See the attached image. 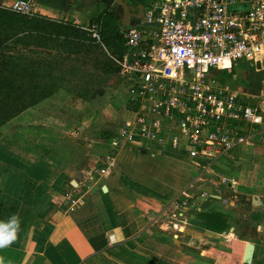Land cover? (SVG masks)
Segmentation results:
<instances>
[{"label":"crops","instance_id":"obj_1","mask_svg":"<svg viewBox=\"0 0 264 264\" xmlns=\"http://www.w3.org/2000/svg\"><path fill=\"white\" fill-rule=\"evenodd\" d=\"M15 1L0 4L9 7ZM25 1L33 14L85 30L115 14L119 30L123 25V56L126 29L146 26V9L158 0ZM242 68L259 70L246 65L222 76L220 71L219 81L228 85L223 77ZM123 90L126 103L114 111L118 131L140 110L124 81ZM233 90L250 104L263 103L264 93ZM54 97L0 129V222L19 218L15 239L0 247L2 264H264L263 138L236 148L205 172L204 159L193 158L186 145L174 147L172 138L160 150L137 135L116 146L118 133L113 138L93 133L102 117L82 97L69 95L48 110L46 103ZM10 124L18 129L3 134ZM103 167L105 174L96 172ZM257 176L263 184H254ZM76 186L84 200L69 210L62 201ZM185 192L192 203L183 206L189 225L176 237L171 215L177 201H186ZM203 215L210 216L216 231ZM249 244L254 245L252 262L245 263Z\"/></svg>","mask_w":264,"mask_h":264},{"label":"built area","instance_id":"obj_2","mask_svg":"<svg viewBox=\"0 0 264 264\" xmlns=\"http://www.w3.org/2000/svg\"><path fill=\"white\" fill-rule=\"evenodd\" d=\"M8 8L34 11L25 0ZM143 24L126 29L127 52L114 57L125 90L140 106L137 118L121 126L116 146L137 135L160 150L172 138L174 147L186 145L193 158L204 159V171L212 172L218 159L257 137L264 140V100L246 102L217 75L264 65V0H158L146 9ZM86 30L106 47L101 23ZM96 172L105 174L107 168ZM81 191L76 186L65 196L69 210L83 202ZM184 196L171 215L176 237L189 225L183 206L192 203Z\"/></svg>","mask_w":264,"mask_h":264},{"label":"trees","instance_id":"obj_3","mask_svg":"<svg viewBox=\"0 0 264 264\" xmlns=\"http://www.w3.org/2000/svg\"><path fill=\"white\" fill-rule=\"evenodd\" d=\"M102 21L105 46L115 39L123 44L118 16L107 14ZM87 42H94L83 27L68 21L39 14H23L0 4V129L23 112L47 98L61 87L57 72L63 51L78 54ZM123 47V52H125ZM68 53V52H67ZM118 71V67L113 70ZM1 135V133H0ZM208 228H218L208 215Z\"/></svg>","mask_w":264,"mask_h":264},{"label":"rangeland","instance_id":"obj_4","mask_svg":"<svg viewBox=\"0 0 264 264\" xmlns=\"http://www.w3.org/2000/svg\"><path fill=\"white\" fill-rule=\"evenodd\" d=\"M120 23L122 27L120 31H122L123 25L122 22ZM113 37V34H108V38L115 39L108 47L87 42L80 48L78 54L63 51L64 57L68 58L63 59L58 67L57 73L62 77L60 79L61 87L56 92L57 95L55 93V97L46 103L49 106L48 110H52L60 100L69 95L82 97L85 105L95 110L94 115L100 114L102 117L100 123L92 128L93 133H97L99 136L110 134L112 138L119 132L114 126L116 115L114 111L118 110L127 100L123 93L124 80L113 71L117 68L114 57L121 55L123 44L119 39ZM219 75H226V72H220ZM223 78V81H227L228 85L237 91L257 94L259 97L264 93V65L259 66L258 71L242 68L237 72L233 71L229 77ZM16 129H18L17 125L10 124L3 130V134L14 132ZM51 135L60 137V133L56 135L55 132H52ZM215 170L219 172L218 169L215 168ZM213 177L218 178L210 175V178ZM260 180L261 177L257 176L254 184H263Z\"/></svg>","mask_w":264,"mask_h":264},{"label":"clouds","instance_id":"obj_5","mask_svg":"<svg viewBox=\"0 0 264 264\" xmlns=\"http://www.w3.org/2000/svg\"><path fill=\"white\" fill-rule=\"evenodd\" d=\"M18 228V217L13 216L8 222H0V247H5L13 242L15 239V230ZM0 264H2V262H0Z\"/></svg>","mask_w":264,"mask_h":264},{"label":"water","instance_id":"obj_6","mask_svg":"<svg viewBox=\"0 0 264 264\" xmlns=\"http://www.w3.org/2000/svg\"><path fill=\"white\" fill-rule=\"evenodd\" d=\"M253 252H254V245L249 244L247 252H246V256H245V263H251L252 262Z\"/></svg>","mask_w":264,"mask_h":264}]
</instances>
